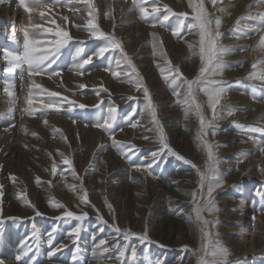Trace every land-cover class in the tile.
<instances>
[{"label": "rangeland", "instance_id": "1", "mask_svg": "<svg viewBox=\"0 0 264 264\" xmlns=\"http://www.w3.org/2000/svg\"><path fill=\"white\" fill-rule=\"evenodd\" d=\"M255 1L257 2L216 0L213 4L212 0H203L206 12L213 20V28L216 18L221 21L220 31L223 36L220 43L231 50L223 57L225 68L222 75L226 68L237 73L247 59L250 50L248 41L261 29L263 30L257 35L256 41L260 42V37L264 34V25L258 19L260 14H264V2ZM241 4H247L244 11L229 22ZM165 5L174 13H187V18L170 15ZM29 6L33 5L29 3ZM141 6L147 7L149 11L156 6L160 8L156 19H162L164 15H170V19L161 25L151 16L141 18ZM91 8L94 11L89 17L90 7L83 0H71L70 3L68 0H61L59 3L56 0H42V5L39 8L34 7L29 14L24 11L19 0H0V185H3V197L0 198V228L3 229L0 234V259L5 264H133L130 251L131 246L135 245V264H197L196 253L204 241L200 232L201 225L196 221L193 212L191 193L196 191L197 199L202 201L207 191V184L203 190L199 189L197 175V169L205 170L207 152L203 149L200 119L195 110L191 109L195 120L193 125L178 121L176 116L166 111L174 106L183 108L185 105L177 102L178 99L182 101L183 96L178 98L173 95L175 86L171 78L165 80L161 74V68L167 67L168 61L172 66H178L183 76L189 80L199 73V34L196 30H188V25L193 23V10L189 6V0H92ZM41 10L45 12L43 17L40 15ZM89 18L102 31L114 35L122 44L123 52L131 58L132 64L143 78L144 86L149 90L167 143L192 164L179 160L167 150L160 152L153 163L151 153L162 147L159 131L145 110L146 100L142 88L138 89L124 75H112L113 71H130L119 49L110 50L103 59L93 57V63L85 66L83 75L72 70L74 62L78 63L87 58L104 43L91 38L87 28ZM182 19L180 35L176 36L173 30L180 25ZM52 20L55 24L51 23ZM30 24L53 29L59 25L73 37L52 65L51 72L59 71L60 75L43 74L32 78L44 89L60 93L61 98H67L59 100L62 104L60 111H37L35 115L25 112L30 92L34 101L33 108H39V99L48 103V98L46 94L42 97L36 95L31 88L32 80L29 79L26 68L7 71L9 65L6 63L5 54L22 51L23 29ZM130 24H133L132 29L128 28ZM30 38L43 40L50 37L41 35L40 29H30ZM189 44L194 48H190ZM81 48L83 52L80 57H76L77 49ZM117 60L120 61L119 67ZM238 62L241 64L238 65ZM253 64L257 65L256 69H253ZM260 64L262 63L258 60L253 61L247 74L237 80L244 81V86L233 91L264 100V80L248 79L250 72L260 71ZM80 85L86 87L81 88ZM100 89L107 91L101 90L97 95L96 92ZM183 91L181 89V93ZM9 92L14 95L10 96ZM230 92L227 87L224 98ZM196 97L205 119L211 120L206 99L204 100L199 90ZM68 100L75 101V104L69 106ZM79 104L86 107H76ZM96 105L99 107H94ZM113 106L117 111L111 132L95 127L97 122H102V116L107 115V109ZM69 107L73 110L70 111ZM225 107L228 112L229 106ZM133 110L134 115H130ZM166 117L170 120L164 121ZM220 120L216 121L215 135L209 129L207 140L215 146L223 182L232 181L234 172L231 171L234 167L237 169L236 174L240 179L236 186L239 189L234 194L235 199H240L243 196L240 188L245 190L246 203L238 207L247 210L243 224L246 236L249 237L253 231L251 214L258 219V210H264L263 168L255 170L256 176L242 179L245 169L243 172L241 164L247 161L249 145L252 143L247 139L244 129L235 126L227 130L222 126L224 124H218ZM133 123H136V127H132ZM176 126L178 131L174 130ZM54 129L59 131L54 132ZM113 136L124 144H135L139 151L122 154L113 146ZM259 136L264 138L263 133ZM259 146L260 150L264 149V146ZM65 158L71 160V167L64 163ZM54 164L55 174L52 172ZM148 164L152 165L150 169L145 167ZM137 165L140 166L139 170ZM10 176H15V181ZM155 182H169L166 187L172 194L174 192L183 200L189 199L188 210L184 203H163V198H160L164 207L154 211L152 189ZM85 190L88 204L81 201ZM21 192L26 194L34 208L18 198L17 194ZM222 194L215 193V201ZM49 201L60 202L64 207H51ZM173 203L177 205L173 207ZM108 204L112 205L111 211ZM220 205L221 200H218L217 210L208 218L211 221L216 220L214 224L217 228L208 225L212 239L220 235L218 221L224 217ZM37 210L41 215H36ZM65 210L77 214L87 212L88 216L83 221L56 219ZM99 216H103L108 223L103 224ZM9 217L18 219H8ZM185 218H189L191 222H187ZM78 224L82 231L77 239L69 233ZM113 224L119 226L121 233L130 230L136 237L146 231L148 239L141 243L133 237L129 241L126 257L118 260L115 245L117 241L121 245L124 241L122 235H117L114 231ZM180 224H183L182 229L179 228ZM193 224L194 228L191 227ZM161 232L164 234L162 237ZM168 235H171L170 238ZM102 239L106 244L97 247ZM185 246L187 251L184 250ZM53 252L54 255L51 254ZM260 255H249L248 264H257L255 260L260 258L264 264V256Z\"/></svg>", "mask_w": 264, "mask_h": 264}, {"label": "snow or ice", "instance_id": "2", "mask_svg": "<svg viewBox=\"0 0 264 264\" xmlns=\"http://www.w3.org/2000/svg\"><path fill=\"white\" fill-rule=\"evenodd\" d=\"M57 3L61 2V0H56ZM70 3L71 0H68ZM146 2V0H145ZM257 2H264V0H257ZM20 5L23 7L24 11L31 14L35 8H39L42 5V0H19ZM31 3L33 6H29ZM83 3L89 5V17L92 16L94 9L91 8L92 0H83ZM212 3L215 4L216 0H212ZM189 6L193 10L192 20L193 23L188 25V30H196L199 34V44H198V55L200 58L201 66L199 68L198 75L189 80L183 76L180 68L178 66H172L171 62L168 61L167 67L161 68V74L165 80L171 78L172 84L175 86L173 90V95L178 98L183 96V100H177L178 103H184L188 109H194L197 116L200 119V138L203 145V149L207 152V161L206 167L204 171H200L197 169V175L199 177L198 184L199 189L203 190L205 184H207V193L206 199L201 202L197 199V192L193 191L191 193L193 198V212L195 214L196 221L201 225L200 232L202 240L201 249L196 253L197 255V264H232V262L228 259L230 252L229 250L218 240L212 239V233L208 229V225L211 223L208 219L204 217V213L207 212L209 214L214 213L216 209L215 199L213 197V193L217 188H220L223 184V174L219 169V161L214 151V145L209 143L207 140L208 131L212 129V134L215 135L216 130V121L219 119H224L226 116L221 115L223 109H218L217 105L220 103L221 96L227 91L226 81L214 79L218 75H222L225 68V61L223 57L227 55L231 50L230 48L224 46L220 43V39L223 36V33L220 31L221 21L219 18L215 19V27L213 28V20L209 18L206 9L204 7L203 0H197V2H193V0H189ZM46 7V6H45ZM166 11L170 15H176L181 18H187V13H174L170 8L166 5L164 6ZM160 11V8L153 6L151 11L147 7L141 6L139 8V12L141 14V18L153 17V19L163 25L165 21L170 19V15H164L162 19H156V13ZM40 15L43 17L45 12L43 10L40 11ZM65 19H67L65 17ZM259 22L261 25H264V14H260ZM52 24H55V21H51ZM239 24V20L237 21ZM183 25V19L180 22V25L177 26L176 29L173 30V34L176 36L180 35L181 26ZM87 28L91 34L92 39L102 40L104 41L103 45L96 48L95 52L91 55H88L87 58L82 59L78 63H73L72 70L78 72L80 75H83L84 68L86 65L93 63V57L96 59H103L110 50L119 49L123 54V59L126 62L127 66L130 68V71L121 73L119 71H113L112 75L115 77H119L124 75L129 78L130 82L134 83L138 89L143 90L145 100H146V112L151 116L152 120L156 123L158 131H159V140L162 145L159 151H154L151 153L153 158V163L159 157L160 152L167 150L169 154L176 156L179 160L184 161L185 163L192 164L191 161L187 160L185 157L175 152L167 143L166 136L163 131V126L160 124L159 119L157 118L156 106L154 105L149 90L143 84V78L140 76L134 64H132L131 58L127 56L126 53L123 52L122 44L117 40L114 35L109 33H105L102 31L99 26L94 23V20L89 18L87 21ZM30 29L32 30H41V35L50 37L48 39L36 40L30 38ZM240 31V29H237ZM73 37L69 34L68 31H65L56 26L55 29L52 27H42L40 25H29L23 29V44L22 51L14 53V54H5L6 63L9 65L7 71L13 72L16 69H25L27 70V74L29 79L32 80L31 88L35 90L37 96H44L46 94L48 98V103H44L43 99H39V108H33V96L30 92L29 99L27 100V105L24 109L29 115H35L37 111L44 112L47 110H55L60 111L62 108V104L59 100H66L67 98H61L60 93L51 92L47 89H44L40 84H37L33 77L40 76L43 74H50L59 76L60 72H51L52 65L56 63L59 58V54L61 50L67 46ZM85 43V42H81ZM259 46L264 48V36L260 37ZM190 48H194L192 44H189ZM153 48H156V44H153ZM83 49H77L76 57H80ZM117 66L119 67L120 61L117 60ZM264 64V61L260 62ZM253 69H256L257 65H252ZM108 70V69H106ZM250 76L254 79L264 80V68H262L259 72L254 71L250 73ZM81 88L86 87L85 85H80ZM181 89H184L183 93H181ZM107 91V89L97 90L96 94L99 95L100 91ZM197 90L203 92L208 97V105L212 110V119L206 120L201 109V105L197 102L196 93ZM9 95H14V93L9 92ZM67 103L69 106L75 104V101L68 100ZM81 109L86 106L83 104L76 105ZM94 107H99L96 105ZM69 110H73L69 107ZM116 107H110L107 109V115L102 116V122H97L95 127L103 129L105 132H111L113 125L116 121ZM235 109H231L227 112V116H231L232 112ZM135 110L130 115H134ZM127 119V118H126ZM47 123V121H45ZM138 123V121H137ZM132 127H136V123L132 124ZM237 127L244 129L249 133H264V128H255L251 126L237 125ZM54 132L59 131V129H54ZM35 136L36 133H33ZM147 139V137H145ZM113 146L116 147L122 154H127L133 151H139L136 148L135 144H124L123 142L115 140V137H112ZM264 151V149H261ZM64 163L69 167L72 166L71 160L65 158ZM151 164L146 165V169L151 168ZM195 167V165H192ZM139 170V165L136 166ZM264 171V170H262ZM53 174L56 173V166L53 165L52 168ZM10 179L15 181V176H10ZM39 179V178H37ZM75 188V186H72ZM19 199H23L25 203L30 207H35L31 205V202L27 199L26 194L21 192L17 194ZM3 197V185H0V198ZM81 201L85 204L89 203L87 192L85 190L84 195L81 197ZM51 207L55 208H63L64 205L60 202L49 201ZM107 207L109 210H112V205L108 204ZM98 211V210H97ZM0 213H2V208H0ZM36 215H41V213L37 210ZM88 216L87 212H83L81 214H77L70 210H65L61 217H57L56 219H67V220H75V221H83ZM103 224H107L108 222L103 219V216L98 217ZM8 219H18L16 217H9ZM114 231L117 235H122L124 243L121 245L119 241H117L115 247L118 250V254L116 258L118 260H123L126 257V250L129 249V241L136 237L135 233H132L130 230L123 231L121 233V229L118 225H112ZM103 230L102 228L100 229ZM55 231V229H53ZM82 231L81 226L78 224L75 228L71 229L69 235L75 236L77 239L79 238L80 232ZM3 229L0 228V234H2ZM51 236V234H50ZM94 238V237H93ZM141 243L148 239L147 232L143 235L136 237ZM51 242V239H50ZM75 242V241H74ZM106 244L105 240H100L99 245L97 247L103 246ZM185 251H187V247L185 246ZM54 255L55 253H51ZM137 256V249L135 245L131 246L130 251V259L135 264ZM75 259V255H74ZM182 259V258H181ZM0 264H5L3 259H0ZM239 264V261L236 262Z\"/></svg>", "mask_w": 264, "mask_h": 264}, {"label": "bare ground", "instance_id": "3", "mask_svg": "<svg viewBox=\"0 0 264 264\" xmlns=\"http://www.w3.org/2000/svg\"><path fill=\"white\" fill-rule=\"evenodd\" d=\"M13 5L16 6V2L13 1ZM246 6L247 4L246 5L241 4L238 7V9H236L234 14H232V17H230L229 22L233 21L236 17H239V15L244 11ZM127 22L131 23V20L127 19ZM128 28L132 29L133 24H130V27ZM262 30L263 29H261L260 31L262 32ZM260 31H258V34L256 33L254 38L248 41L250 50L247 53V59L244 62V64H242V67L237 70V73L232 72L230 68L229 69L226 68V71L222 76L213 77L214 79L226 81L228 83V86L226 87H228L229 90L231 91L227 98H224V96L222 95L220 98V103L217 105L218 109H223V111L221 112V115L226 116V118L221 119L220 122H218V124H224L222 126L226 127L227 130L235 128V126L237 125H244L246 127L251 126L255 128H264V100H262L261 98L253 99L251 97H247V95H245L244 93L233 91V89L237 87L240 88L241 86H244L242 83L244 81L238 82L237 80L243 74H247V72L251 68L250 66L252 65L253 61L255 60H258L260 62L264 61V48L260 47L259 42L256 41L257 37L259 36ZM262 36H264V34ZM240 64L241 63L238 62V65ZM259 66L261 69L264 68V64H260ZM150 73H149L150 76H152V72ZM250 78L252 79V77L249 74L248 79ZM200 94L202 95L204 100L206 99L208 111L210 113L209 115L212 117V110L208 105V97L203 92H200ZM159 95L161 96L162 94H159ZM226 105L229 106L230 110L235 109V111L232 112L231 116H227V112L224 109L226 108L225 107ZM166 111H170L172 115L177 117L178 121H181V122L184 121V123L191 124V125H193L195 122V120L193 119L194 113L190 109H188L186 105L183 108H181L180 106H174L170 109H167ZM167 115H168V112H167ZM167 120H170V118L169 117L164 118V121H167ZM174 130L178 131L179 128L176 126L174 127ZM245 132L247 133V139L252 144L249 145L250 153L248 152V157L246 159L247 161L244 163L242 162L243 164L238 163L243 166L242 168L243 172L245 169L242 179L247 178L248 176L249 177L256 176L257 173L255 170L258 169L259 167H262L264 170V151H261L260 146H259V145L264 146V138L262 139L260 138L259 136L260 133H249L247 131ZM231 172L232 173L234 172L232 181L225 180L222 186L220 188H217L213 193V195L219 192L223 193L220 197H218V200H221V205L219 206L220 210L224 211V213L222 214V216L224 217L221 218V221H218V226H219L218 232L220 233V235L219 237H215L213 239L214 240L218 239L229 250L230 255L228 259L232 262V264H236L237 261H239V264H248L247 257L249 255L253 256L256 254H261L260 256H264V210H258L257 212L258 219H256V216L253 213L251 214L250 216V219L252 220L251 229H253V231H252V234L249 237H247L244 224H243L244 223L243 218L244 216L247 215L246 213L247 210L246 208L238 207V205L246 203V200H245L246 193H245V190H243L244 188L243 189L240 188V192L243 196L240 199H235L236 195L234 193H236L239 189L238 186H236V182L240 178L237 177L236 167H234ZM262 172L264 174V171ZM262 177H264V175ZM168 185H169V182L167 183H163V182L156 183L155 182L154 183V186L152 189L153 195H154L153 202H152L154 206V211H157L159 210V208L164 207V204H161L162 201L163 203L164 201L167 203H171L172 201H178L180 202V204L184 203V205H186L185 206L186 210H188L189 202H190L189 199L185 198V200H183L182 197H179L174 192L172 194V191H170L167 188ZM194 188L195 190H197L196 186H194ZM206 193L207 191H205L204 197L202 198L201 202H203V200L206 199ZM160 198H163V200L161 199L162 201H160ZM218 200L215 201L216 205L218 204ZM175 205H177V203H173L172 206L175 207ZM209 215L210 214L207 212L204 213V217L206 219L208 218L210 219ZM186 216L187 214L184 217ZM185 220H187V222H191L189 218L187 219L185 218ZM215 221L216 220L211 221L210 225L212 227L214 226L216 227V225L214 224ZM182 225L183 224H180L179 228L182 229L183 228ZM191 227L194 228L195 227L194 224L191 225ZM163 235L164 234L161 232L160 237H162ZM170 236L171 235H168V238H170ZM261 259L262 258L255 260V263L262 264Z\"/></svg>", "mask_w": 264, "mask_h": 264}]
</instances>
